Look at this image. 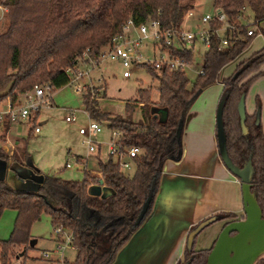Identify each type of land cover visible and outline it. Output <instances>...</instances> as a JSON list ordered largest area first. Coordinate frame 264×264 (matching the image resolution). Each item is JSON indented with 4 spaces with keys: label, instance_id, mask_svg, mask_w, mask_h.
Masks as SVG:
<instances>
[{
    "label": "trees",
    "instance_id": "1",
    "mask_svg": "<svg viewBox=\"0 0 264 264\" xmlns=\"http://www.w3.org/2000/svg\"><path fill=\"white\" fill-rule=\"evenodd\" d=\"M200 0H9V12L0 28V103L14 105L35 86L49 92L69 84L67 70L76 72L82 64L98 62L115 36L131 19L135 26L149 21L160 23L162 30L181 28L188 13L198 8ZM213 8L225 13L237 29L228 46L213 35L211 46L203 55L202 73L191 82L185 70L167 69L158 75L152 66L144 65L159 78V100L153 103L147 89H138L136 98L125 103L124 115L102 113L98 100L105 91L86 90L82 98L90 120L105 124L119 133L120 148H139L132 160L134 172L126 176L113 158L96 159L93 170L100 177L83 171L81 181H67L43 176L36 192H23L0 179V216L5 210L16 212L8 240L0 241V263L21 260L26 264L30 228L43 214L51 226H61L72 236L76 252L70 264H113L121 249L156 212L161 194L162 177L168 162L179 163L184 157L183 134L190 111L199 96L217 84L220 72L249 49L253 40L264 38V0H213ZM249 11L252 25L238 18ZM222 26L214 21L212 31ZM215 32V31H214ZM192 49L171 52L176 58L193 63ZM264 48L237 66L235 73L221 82L224 95L216 112V139L221 160L241 184L248 183L255 194L264 218V131L261 124L262 103L257 98L256 114H248L246 99L252 85L264 77ZM166 109L167 119L161 122L152 114V106ZM136 110L139 119H134ZM36 121V116L31 122ZM31 132V131H30ZM21 159L8 156L0 149V161H27L23 148ZM22 164V163H21ZM110 188L113 194L99 198L88 193L91 184ZM228 220L230 222H228ZM233 213H217L191 227L184 256L177 264H207L210 249L196 250L198 236L214 223L239 221ZM22 248L18 259L13 251ZM15 256V257H14ZM24 259V260H23Z\"/></svg>",
    "mask_w": 264,
    "mask_h": 264
},
{
    "label": "rangeland",
    "instance_id": "2",
    "mask_svg": "<svg viewBox=\"0 0 264 264\" xmlns=\"http://www.w3.org/2000/svg\"><path fill=\"white\" fill-rule=\"evenodd\" d=\"M213 13V0H200L198 2V8L194 11L195 16L187 19L188 21L185 24V29H190L194 33L198 32L197 26L200 25L202 16ZM245 17V20H243L244 25H252V28L256 30L259 29L257 26H253L254 18L249 11L246 12ZM2 24L3 22L0 23V28ZM147 27L148 33H151L153 29L149 27L148 24ZM260 28H264V21L260 24ZM128 37L135 39V34L132 33L131 35V32L130 34L127 33L126 38ZM122 40L124 41V39ZM154 43L153 40H145L141 42V45L138 48V53L143 55V59L154 61L155 58L157 59L159 57V51L157 49L154 50ZM194 48L195 53L193 63L185 69L187 76L192 83L195 82L202 70L203 55L207 51L206 46L200 41L196 42ZM263 48L264 38L259 35L253 40L248 50L240 55L235 62L226 66L220 72L219 82L207 88L199 96L192 107L194 109L193 111H199L200 115H208L210 113L212 117L214 114L213 119L216 124V112H214V110H217V106L224 95V87L221 82L230 78L235 73L237 66L240 63ZM79 69L81 71L87 70L89 72L88 77H85L84 80L80 82L81 86L85 84L86 90L97 89L102 93L105 91V97L98 100V109L102 113L123 116L125 103L134 100L136 98V91L140 88L147 89L149 93H151L153 103H157L159 100V78L154 77L149 73L148 68L144 65L132 66L129 69V78H123L124 69L119 63L112 62L108 59H101L94 68L91 64L81 63ZM262 70H264V65L262 66ZM74 91V86L68 84L67 86L54 90L53 92H45V95L50 97V102L48 103V106L41 107L39 114L36 116V121H28L19 125L16 124L10 129L9 139H14V141L19 143L17 150H20V152L23 148L26 150L28 155L27 161L24 162L21 160V163L24 164L28 170L31 171V167H35L42 176H55L67 181H81L83 179L84 171L82 165L87 163L88 167L86 170H90L92 165L96 162V156H98L99 158H97L101 161L108 160L109 146L110 143L114 142V131L110 130L105 124L97 122L101 131L92 138L98 146L99 151L96 153H90L87 145L83 143L85 140L79 134V129L86 128L90 123V119L84 111L81 96L76 95ZM257 98H259L262 103L260 110L261 124L264 131V77L258 79L252 85L248 93L246 99V109L248 114H256L258 111ZM23 100L24 97H21L20 101L16 103L17 109L23 105ZM7 102L8 100H5L0 103V109L3 108ZM152 109L167 112L166 109H161L156 105H153ZM71 115L75 118V121L72 123L65 122V118ZM157 116L160 117L159 114H157ZM134 119H139L138 110H136L134 114ZM164 121L165 119L163 122ZM35 127L39 128V133L34 132ZM2 145L3 142L2 139H0V146ZM14 149L15 147L12 149L9 148V153H13L15 151ZM3 152L5 153L4 150ZM76 157L81 158L82 164H78ZM66 165H69L68 169L66 168ZM133 167L134 165L132 164L129 169H121V171L124 175L131 176L134 172ZM15 219V211H3L0 216V241L8 240ZM205 230L203 232H205ZM209 232L210 231L208 230L207 234ZM207 234L203 233V236H198L195 244L196 250L200 249V246H207L206 244L210 243V238H208ZM30 236L36 244L34 249L27 251L26 257L24 258L25 260L27 259L26 264H32V261H35L37 258L35 257V259H32L31 261L28 252L31 255L39 257L36 260L39 264H46L42 261L41 253L44 251L52 252L58 247H60L59 252L63 258L62 264H70L75 260V250L68 246V244L63 245L58 241L54 229L51 226L50 218L46 214L41 215V217L31 225ZM218 237L215 239V242ZM185 242H187V240ZM184 245H186V243ZM21 249V247L14 249L13 253L16 257H18V253H20ZM184 251L185 248L180 253V260L183 259ZM57 258L60 259V257ZM260 261L264 262V255L259 262Z\"/></svg>",
    "mask_w": 264,
    "mask_h": 264
},
{
    "label": "crops",
    "instance_id": "3",
    "mask_svg": "<svg viewBox=\"0 0 264 264\" xmlns=\"http://www.w3.org/2000/svg\"><path fill=\"white\" fill-rule=\"evenodd\" d=\"M193 110L192 108L190 111L183 134L184 157L179 163L166 164L161 194L153 218L131 237L113 264H177L180 253L186 246L184 244L191 227L217 213H233L239 219H244L242 184L227 170L220 159L214 114L213 117L210 113L200 115L199 111ZM156 111L153 110L152 114L157 115ZM10 142L15 151L7 155L16 154L20 158L22 151L17 150L19 143L11 138ZM10 147L5 146L6 149ZM76 159L82 164L81 158ZM94 165L89 171L91 175L100 177L93 170ZM82 166L85 171L88 164ZM42 177L35 167H31L30 171L24 164L16 161L15 163L0 161V178L16 190L36 191ZM87 191L99 198L113 194L110 188L100 184L89 185ZM226 223L227 221L217 222L206 229L203 233L207 234L208 230L210 231L207 234L210 243H207V246H200L197 250L210 249ZM28 256L31 261L37 257L32 264H39L36 261L38 256L29 252Z\"/></svg>",
    "mask_w": 264,
    "mask_h": 264
},
{
    "label": "built area",
    "instance_id": "4",
    "mask_svg": "<svg viewBox=\"0 0 264 264\" xmlns=\"http://www.w3.org/2000/svg\"><path fill=\"white\" fill-rule=\"evenodd\" d=\"M8 1L9 0H0V23L4 22L8 15ZM194 16V12L188 13L181 28L168 30H162L160 23L157 21H149L145 24L135 26L131 19H127L122 27V35L115 36L111 40L110 47L103 52L98 62L101 59H108L112 62L119 63L124 69L123 78L130 77L129 69L134 65L152 66L157 74L161 75L167 69L185 70L189 67L190 64H188L185 59L176 58L171 55V52L175 50H182L183 47L192 49L197 41L202 42L206 48L209 49L211 46V38L214 34L222 40L221 47L228 46L231 38L228 33H235L237 28L229 22L225 13L214 9L213 14L203 15L200 25L197 26L198 32L196 33L190 29H185V24L188 21L187 19ZM245 18L246 17L241 16L238 19L243 23ZM214 21L222 24L220 28L214 30L215 32L212 31L211 28V23ZM147 24L153 29L151 33H148ZM130 32L131 35L132 33L135 34V39L129 38L130 36L126 38V34H130ZM254 34L255 29L248 31V36H253ZM122 39H124V41ZM145 40H153L155 42L154 50L157 49L159 51V57L157 59L155 58L154 61L145 60L142 58L143 55L138 53V48L140 47L141 42ZM98 62H92L90 64L93 65L94 68ZM67 73L70 77L69 84L74 86L75 94L82 96L85 92V84L81 86L80 82L84 80L85 77H88L89 72L87 70L81 71L80 69L73 72L68 69ZM200 73H202V71ZM48 90L49 88L47 87L35 86L32 91L23 96L24 103L18 109L16 108L17 104L12 105L9 100L6 105L0 109V139H2L3 142L0 149L2 151L4 150L6 154L9 153V149H6L5 146L10 145V149L13 148L9 139L10 129L16 124L19 125L33 120V118L39 114L41 107L48 106L50 97L45 95V92H49ZM97 91L100 92V90ZM74 121L75 118L72 115L65 118V122L67 123H72ZM39 131V128H34L35 133H39ZM100 131L101 128L99 124L92 120H90V123L86 128L79 129V134L85 140L83 143L87 145L90 153H96L99 151L98 146L95 144L92 137L100 133ZM118 137L119 133L114 131V142L110 143L109 157L113 158L114 162L119 165L120 169H129L132 165V160L139 154L140 150L137 147H130L128 149L120 148L117 144ZM77 162L80 163V160L77 159ZM66 168H69V165H66ZM53 229L58 241L63 245L68 244V246L72 248L70 244L72 240L71 234L61 226H56ZM59 251L60 247L52 252H42V261L46 264H62L63 258ZM57 257H60V259ZM11 264L25 263H22V261L18 259Z\"/></svg>",
    "mask_w": 264,
    "mask_h": 264
},
{
    "label": "water",
    "instance_id": "5",
    "mask_svg": "<svg viewBox=\"0 0 264 264\" xmlns=\"http://www.w3.org/2000/svg\"><path fill=\"white\" fill-rule=\"evenodd\" d=\"M156 113L160 115L161 122L164 119L166 121L167 112L157 110ZM99 184L103 185L102 181ZM242 191L244 219L233 221L223 228L208 256L207 264H255L264 255V218L262 211L255 194L251 192L250 184L243 183ZM233 233L236 234L232 236ZM35 243L34 240H30L29 247L34 248Z\"/></svg>",
    "mask_w": 264,
    "mask_h": 264
},
{
    "label": "flooded vegetation",
    "instance_id": "6",
    "mask_svg": "<svg viewBox=\"0 0 264 264\" xmlns=\"http://www.w3.org/2000/svg\"><path fill=\"white\" fill-rule=\"evenodd\" d=\"M235 234H236V233H233L232 236H234ZM260 259H261V258H259V259L256 261L255 264H264V262H261V261L259 262Z\"/></svg>",
    "mask_w": 264,
    "mask_h": 264
}]
</instances>
